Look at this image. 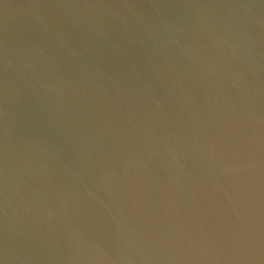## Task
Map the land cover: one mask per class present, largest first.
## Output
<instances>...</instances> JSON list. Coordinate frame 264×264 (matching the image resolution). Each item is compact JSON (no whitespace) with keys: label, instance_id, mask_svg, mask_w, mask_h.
<instances>
[{"label":"clouds","instance_id":"clouds-1","mask_svg":"<svg viewBox=\"0 0 264 264\" xmlns=\"http://www.w3.org/2000/svg\"><path fill=\"white\" fill-rule=\"evenodd\" d=\"M261 60L264 0H30L0 32V264H264ZM122 92L162 135L154 111L93 112ZM121 162L162 194L150 236L121 210Z\"/></svg>","mask_w":264,"mask_h":264},{"label":"water","instance_id":"water-1","mask_svg":"<svg viewBox=\"0 0 264 264\" xmlns=\"http://www.w3.org/2000/svg\"><path fill=\"white\" fill-rule=\"evenodd\" d=\"M30 0H0V32H2L5 23L9 18H16L23 14ZM262 68H264V60L260 61ZM260 76L264 78V71L260 73ZM225 91L230 95L232 89L228 83V78H224ZM193 91H196V84H192ZM160 94H164L162 88L160 89ZM216 90L212 89L210 97L215 102ZM201 107L203 110L208 109L207 101H204L202 94H200ZM147 102L139 97L134 96L129 92H122L116 95L114 98L107 100H98L96 102V107L93 108V112L102 114L104 116H111L112 118L123 117L125 113H130L131 111H137L141 115L145 112H155V115L159 118V122L154 121L157 133L162 135L161 124L167 118L159 110L149 108L144 106ZM168 112V117H172L173 123L176 128L179 129L180 121L175 120L173 116L176 110L175 102L169 99L165 105ZM186 119V117L184 118ZM140 151H145L141 148ZM32 166L37 169H42L46 164V161L37 158V154L41 152L40 148L32 149ZM2 167L3 162L0 159V181H2ZM115 174L119 177V183L122 185L123 191L119 193L121 197L120 207L125 216L136 226L140 231H142L146 236H150L154 233L156 224L159 223L161 219L164 218L165 208L162 203V194L160 189L153 185V188L149 190L136 171V166L134 162H130L125 166L122 162L114 165ZM161 175H166V173L161 169ZM2 187V184H0ZM20 193L25 196H31L29 189H20ZM198 196L202 201H212L215 197V193L208 184L201 185ZM39 197H36L38 199ZM13 205L21 207L19 202V196H11ZM11 214V209H10ZM0 243H2V238H0ZM65 245L67 244V239L64 240ZM103 246L112 252L115 241L112 237H106L102 242ZM78 264H109L107 256L104 249L96 252L85 251L82 254V258L78 261ZM241 264H258V261L249 259L247 261L241 262Z\"/></svg>","mask_w":264,"mask_h":264}]
</instances>
